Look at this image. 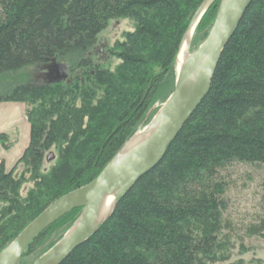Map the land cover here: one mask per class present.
<instances>
[{"label": "trees", "instance_id": "obj_1", "mask_svg": "<svg viewBox=\"0 0 264 264\" xmlns=\"http://www.w3.org/2000/svg\"><path fill=\"white\" fill-rule=\"evenodd\" d=\"M206 1L0 0V103L42 100L36 118L28 117L32 137L24 155L10 172L0 166V253L55 201L94 181L142 127L144 113L158 101L157 87L177 78L184 35ZM121 18L136 26L110 50L122 61L111 71L89 53L109 22ZM49 63L82 71V78L2 83L9 74ZM7 139L1 135L0 146L8 148ZM53 148L58 163L48 171ZM234 163L264 164V0L248 8L208 94L164 159L62 264L215 263L228 237L221 175ZM20 166L25 171L16 178ZM26 183L31 188L23 196ZM68 215L33 240L20 263L35 255L34 264L61 241ZM59 226L64 229L55 244L40 240ZM250 233L264 234V218Z\"/></svg>", "mask_w": 264, "mask_h": 264}, {"label": "water", "instance_id": "obj_2", "mask_svg": "<svg viewBox=\"0 0 264 264\" xmlns=\"http://www.w3.org/2000/svg\"><path fill=\"white\" fill-rule=\"evenodd\" d=\"M211 1L207 0L198 10L189 32L196 28ZM253 1H222L208 37L194 53H188L175 89L156 116L146 139L124 147L94 181L50 205L0 253V264H19L33 240L74 210L83 209L74 228L34 264H62L98 230L117 203L164 159L168 147L204 100L222 54ZM58 65L62 71L58 78L65 79L67 66ZM111 195L115 197L114 209L102 218L103 200Z\"/></svg>", "mask_w": 264, "mask_h": 264}, {"label": "rangeland", "instance_id": "obj_3", "mask_svg": "<svg viewBox=\"0 0 264 264\" xmlns=\"http://www.w3.org/2000/svg\"><path fill=\"white\" fill-rule=\"evenodd\" d=\"M222 1L223 0H212L209 3L202 16L203 18L207 14L205 17L207 20L205 21L204 19L205 24H203L202 27H199L198 23L194 29L195 31L189 43V49L185 52L186 57L188 53H194L204 42L205 28L209 25H213L216 18L213 14L216 12L217 8L220 7ZM210 8L212 11L209 10ZM201 21L202 19L200 22ZM135 26V22L127 18L110 21L107 28L99 35L96 46L89 53L94 58V61L111 71H114L122 65V61L117 57L112 56L110 50H112L118 42H123L126 33L134 32ZM209 28L211 31V27ZM189 29L190 28H188L184 35V39L176 57L175 65H177V62L184 51L183 49ZM61 73V67L54 63L30 66L17 73L5 76L2 78V83L18 84L30 82L43 84L46 82H53L60 77ZM67 74L68 76L65 79L68 81L74 79L77 74L82 78V71L72 72L71 69L67 68ZM76 80H78L77 77ZM175 85L176 78H171L169 80V77H166L162 86L157 87V103L148 108L144 113L142 127L135 132L124 147L130 146L135 137L146 135L148 133L156 116L164 105L163 102L174 91ZM41 102L42 100L26 102L28 117L36 118L39 111L38 108L42 104ZM80 102L81 100L77 99L76 106H80ZM16 138L17 135L14 134L13 136L8 137L7 141L12 143ZM52 152L55 154L56 159L49 163L47 161L45 162L44 168L48 171L58 163L59 150L53 148ZM24 171V168L20 166L15 174L16 178H20ZM221 176L227 186L225 194L227 211L224 214V224L226 227L225 234L228 235V237L225 236L218 246L214 257L216 259L215 263L210 264H264V234L253 235L250 233L251 228L264 218V164L234 163L225 169ZM27 177L29 178V175ZM30 188V184H24L21 189L22 195H26ZM3 207L4 204H0V210H2ZM82 211L83 209L76 210L65 218L63 225L70 227L67 233L74 228ZM63 227L64 226H59L58 228L53 229L40 240L47 241L48 245L55 244L61 237L62 230L64 229ZM41 251H43V248H39L35 254H38ZM35 258V255H31L20 264H32Z\"/></svg>", "mask_w": 264, "mask_h": 264}, {"label": "crops", "instance_id": "obj_4", "mask_svg": "<svg viewBox=\"0 0 264 264\" xmlns=\"http://www.w3.org/2000/svg\"><path fill=\"white\" fill-rule=\"evenodd\" d=\"M17 135L16 140L9 142L8 148L0 146V166L10 172L30 145L32 127L27 116L25 103H0V136Z\"/></svg>", "mask_w": 264, "mask_h": 264}, {"label": "bare ground", "instance_id": "obj_5", "mask_svg": "<svg viewBox=\"0 0 264 264\" xmlns=\"http://www.w3.org/2000/svg\"><path fill=\"white\" fill-rule=\"evenodd\" d=\"M194 31L195 30H190V32L188 33V36H187V40H186V43H185V46H184V51L182 52L178 62H177V65H176V76H178V73L183 65V62L186 58V51H188V46H189V43L192 39V36L194 34ZM177 80V78H176ZM146 139V135H141V136H137L134 138V140L132 141L131 145L129 147H132L134 145H137L139 143H141L143 140ZM114 206H115V197L113 195L111 196H107L105 197V199L103 200V204H102V218H105L107 217L114 209Z\"/></svg>", "mask_w": 264, "mask_h": 264}]
</instances>
